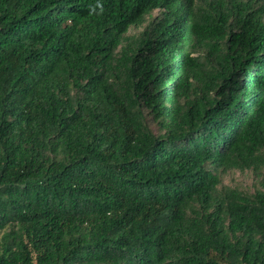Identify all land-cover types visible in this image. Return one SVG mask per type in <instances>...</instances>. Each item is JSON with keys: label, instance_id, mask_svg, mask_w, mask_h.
I'll list each match as a JSON object with an SVG mask.
<instances>
[{"label": "trees", "instance_id": "trees-1", "mask_svg": "<svg viewBox=\"0 0 264 264\" xmlns=\"http://www.w3.org/2000/svg\"><path fill=\"white\" fill-rule=\"evenodd\" d=\"M0 264H264V0H0Z\"/></svg>", "mask_w": 264, "mask_h": 264}, {"label": "rangeland", "instance_id": "rangeland-1", "mask_svg": "<svg viewBox=\"0 0 264 264\" xmlns=\"http://www.w3.org/2000/svg\"><path fill=\"white\" fill-rule=\"evenodd\" d=\"M158 10L154 11L153 15H157ZM147 23H144L141 27L132 29V32H137L143 30L144 26ZM152 127L157 131L156 125L153 123ZM223 183L229 186H237L239 188L246 189L248 191H253L254 177L250 171H241V170H230L222 174Z\"/></svg>", "mask_w": 264, "mask_h": 264}]
</instances>
